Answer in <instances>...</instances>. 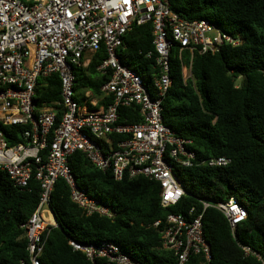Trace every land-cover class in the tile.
Returning <instances> with one entry per match:
<instances>
[{
  "label": "built area",
  "instance_id": "2783aa9c",
  "mask_svg": "<svg viewBox=\"0 0 264 264\" xmlns=\"http://www.w3.org/2000/svg\"><path fill=\"white\" fill-rule=\"evenodd\" d=\"M148 22L154 47L147 57L154 58L157 70L151 84L120 56L124 36L134 25ZM239 43L211 20L181 17L168 0H0V169L17 187H27L33 176L40 185L38 206L21 225L31 264H40L46 236L57 226L50 202L60 178L88 215L114 216L111 206L78 187L69 161L75 152L84 153L117 180L145 176L159 182L164 207L176 205L187 194L175 165L193 166L196 152L188 148L190 140L164 123L162 115L172 86V51H178L187 80L195 53H214L224 44ZM102 47L107 56L96 71L108 79L99 95L90 90L79 95L75 71L88 67ZM185 52L190 54V65L182 58ZM54 75L60 80V99L39 105L36 98L43 79ZM133 106L139 108L137 122L121 113ZM202 163L221 167L230 159L222 156ZM208 206L225 215L234 234L248 216L234 198L205 202L204 208ZM194 212L193 207L191 218L168 214L160 232L162 247L174 253L177 264H187L192 255L211 259L203 214ZM70 244L94 263L142 264L113 241ZM243 249L251 253L249 247Z\"/></svg>",
  "mask_w": 264,
  "mask_h": 264
},
{
  "label": "trees",
  "instance_id": "16d2710c",
  "mask_svg": "<svg viewBox=\"0 0 264 264\" xmlns=\"http://www.w3.org/2000/svg\"><path fill=\"white\" fill-rule=\"evenodd\" d=\"M171 9L187 20L208 19L233 37L238 45L224 44L212 53H195L192 76L184 80L182 59L171 54L172 86L163 101V120L175 133L191 141L196 152L191 167L175 165V174L187 194L172 206L161 203V184L145 176L117 180L110 171L96 167L78 151L70 167L78 187L111 206L112 218L88 215L71 198L67 182L60 178L52 193L50 208L57 221L46 236L40 264H103L92 262L71 240L83 244L113 241L142 264H177L174 253L162 247L161 230L170 213L185 215L195 208L203 214L205 237L211 259L192 255L187 264H260L264 261V0H168ZM152 23L134 25L124 36L120 54L152 83L157 71L153 50ZM102 47L86 68L76 69V91L99 95L108 75L96 71L106 58ZM183 60L190 65V54ZM37 92L39 105L60 99L57 75L43 79ZM122 116L132 122L141 119L138 107H124ZM227 157L226 166H209L203 160ZM40 185L33 176L25 188L13 184L0 169V264H31L28 239L21 225L39 203ZM236 199L248 212L232 232L225 215L213 206ZM160 220V226L154 223ZM243 246L250 248L246 254Z\"/></svg>",
  "mask_w": 264,
  "mask_h": 264
},
{
  "label": "crops",
  "instance_id": "0c3cea01",
  "mask_svg": "<svg viewBox=\"0 0 264 264\" xmlns=\"http://www.w3.org/2000/svg\"><path fill=\"white\" fill-rule=\"evenodd\" d=\"M84 91H86V90H84ZM92 92V91H91ZM93 93V92H92ZM94 94V93H93ZM61 95V94H60ZM95 96H97V95H95Z\"/></svg>",
  "mask_w": 264,
  "mask_h": 264
},
{
  "label": "rangeland",
  "instance_id": "374dc122",
  "mask_svg": "<svg viewBox=\"0 0 264 264\" xmlns=\"http://www.w3.org/2000/svg\"><path fill=\"white\" fill-rule=\"evenodd\" d=\"M189 74V71L187 72V75ZM84 92V91H83Z\"/></svg>",
  "mask_w": 264,
  "mask_h": 264
}]
</instances>
